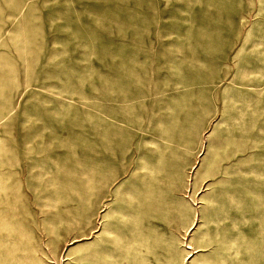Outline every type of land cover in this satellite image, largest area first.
<instances>
[{
	"label": "rangeland",
	"instance_id": "374dc122",
	"mask_svg": "<svg viewBox=\"0 0 264 264\" xmlns=\"http://www.w3.org/2000/svg\"><path fill=\"white\" fill-rule=\"evenodd\" d=\"M0 264H264V0H0Z\"/></svg>",
	"mask_w": 264,
	"mask_h": 264
}]
</instances>
